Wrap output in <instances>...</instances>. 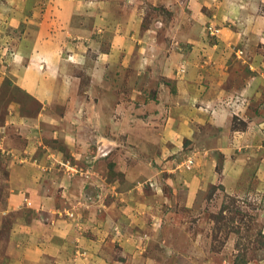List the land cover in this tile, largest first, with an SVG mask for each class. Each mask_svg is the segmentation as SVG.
<instances>
[{
	"label": "rangeland",
	"instance_id": "374dc122",
	"mask_svg": "<svg viewBox=\"0 0 264 264\" xmlns=\"http://www.w3.org/2000/svg\"><path fill=\"white\" fill-rule=\"evenodd\" d=\"M49 188L83 237L57 264H264V0H0V264Z\"/></svg>",
	"mask_w": 264,
	"mask_h": 264
},
{
	"label": "crops",
	"instance_id": "0c3cea01",
	"mask_svg": "<svg viewBox=\"0 0 264 264\" xmlns=\"http://www.w3.org/2000/svg\"><path fill=\"white\" fill-rule=\"evenodd\" d=\"M62 4H64L63 7H66V10L62 12V16L64 17V14L67 17H74L76 15H74L75 11H79L82 12L83 8L79 7L75 8L74 4L71 2H61ZM103 6H106L105 4H103L100 8L102 9ZM107 10V9H106ZM98 11L97 14H101L102 12ZM106 15V14H105ZM97 17V16H96ZM71 19L69 20V26L67 25L66 29L71 28L72 23H70ZM65 26V24H64ZM69 27V28H68ZM70 30V29H69ZM32 43H34L32 41ZM123 43V42H122ZM38 44V43H37ZM124 44V43H123ZM121 47H125L126 44H124L122 46V44L120 45ZM35 60L37 62V65L32 66L30 69H28L29 73L26 76V78H24V80L21 81V85L26 88V92L30 95H36V96H41L39 99L40 100H44L47 99V101L49 102V104H52L54 102H57V98H56V93H58L57 91H53V93L49 92L51 91L50 87V81L51 80H57L54 78H57L58 75H56L57 73L59 74L60 72L58 71V67H52L50 65V62L52 61L51 58H47L44 56H35L34 57ZM40 64H43V66H39ZM55 65V64H54ZM93 69V68H92ZM86 72L92 76L93 72H95L96 70H98L97 68H94L93 70H91V72L89 71L88 67H85ZM54 71V72H51ZM57 71V72H55ZM50 73L49 75L51 77H49L47 74ZM101 73V72H100ZM47 75V76H46ZM54 76V78H53ZM96 83V79H94ZM52 88V87H51ZM97 87L95 86V89ZM48 90V91H46ZM81 105V103H77V107L78 105ZM76 106V100L74 98L71 97L70 95V100H68L67 105H66V109L67 110H71L73 109V107ZM52 107V105H51ZM54 186V185H53ZM64 188V187H63ZM51 188L48 189V191L51 194H47L48 198L51 199L53 201L52 198L54 199H58L59 202H56L54 204V206H56V208L54 209H50V214L52 219L46 218L47 220H49L50 224H43L42 226L38 225V220H34L32 227L28 226L29 228L27 229H20L19 227H17V232L14 233L13 232V236L17 237L19 236L18 240H23L25 242V248L23 249V252H20V254H23L22 258L20 259H12L9 264H57L58 261H64L65 258H71L72 260H78L79 262V258L75 257L74 254V249L75 247H78L80 245L77 244V242L81 241L83 239V237L81 238V234H79V232L77 231L78 228H80V225L77 226L78 223H76L75 218H73V220L68 219L66 217V215L64 216V213L62 212V209H59L58 207H63V209L67 208L68 205V201L65 199H61L62 197L60 196H55L54 193H52L51 191H53ZM132 191V190H130ZM62 192L64 193L63 189ZM66 195H68V191H65ZM62 196V195H61ZM57 204V205H56ZM50 216V215H49ZM71 220V221H70ZM119 221V220H117ZM116 221V223H117ZM120 224V223H118ZM19 225V224H17ZM75 225V227H74ZM78 228H77V227ZM19 230V231H18ZM13 237V238H15ZM83 241V240H82ZM81 244V242L79 243ZM78 253H80L78 251ZM87 253V252H86ZM7 255L5 254L6 258ZM58 257L60 258V260H58ZM97 257V258H96ZM95 259L93 260L92 264H100V263H96V261H98V259H100L98 256H96ZM68 258L66 261H68ZM82 258V257H80ZM99 262V261H98ZM70 264H72V262H69ZM85 264V263H84ZM90 264V263H89Z\"/></svg>",
	"mask_w": 264,
	"mask_h": 264
},
{
	"label": "built area",
	"instance_id": "2783aa9c",
	"mask_svg": "<svg viewBox=\"0 0 264 264\" xmlns=\"http://www.w3.org/2000/svg\"><path fill=\"white\" fill-rule=\"evenodd\" d=\"M186 165H187V168H190V166L192 165V161L191 160L187 161Z\"/></svg>",
	"mask_w": 264,
	"mask_h": 264
}]
</instances>
